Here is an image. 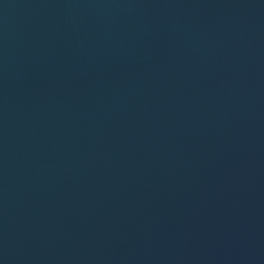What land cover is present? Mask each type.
I'll return each instance as SVG.
<instances>
[{
    "label": "water",
    "instance_id": "1",
    "mask_svg": "<svg viewBox=\"0 0 264 264\" xmlns=\"http://www.w3.org/2000/svg\"><path fill=\"white\" fill-rule=\"evenodd\" d=\"M0 264H264V0H0Z\"/></svg>",
    "mask_w": 264,
    "mask_h": 264
}]
</instances>
